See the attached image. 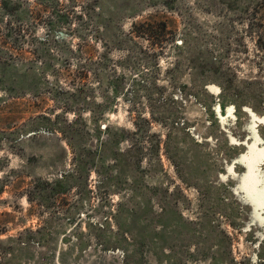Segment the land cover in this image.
Returning <instances> with one entry per match:
<instances>
[{
    "label": "rangeland",
    "instance_id": "1",
    "mask_svg": "<svg viewBox=\"0 0 264 264\" xmlns=\"http://www.w3.org/2000/svg\"><path fill=\"white\" fill-rule=\"evenodd\" d=\"M0 264H264V0H0Z\"/></svg>",
    "mask_w": 264,
    "mask_h": 264
}]
</instances>
